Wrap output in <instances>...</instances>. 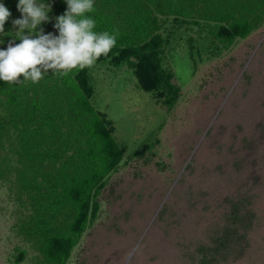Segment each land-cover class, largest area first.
Wrapping results in <instances>:
<instances>
[{
	"label": "rangeland",
	"instance_id": "rangeland-1",
	"mask_svg": "<svg viewBox=\"0 0 264 264\" xmlns=\"http://www.w3.org/2000/svg\"><path fill=\"white\" fill-rule=\"evenodd\" d=\"M133 1L138 18L150 10L165 22L161 66L179 96L166 110L136 88L127 63L89 67V104L111 122V138L124 146L126 160L107 177L97 218L66 264H194L195 250L220 235L232 205L244 220L236 228L241 239L220 264H264V18L245 39L222 46L205 20L209 0L197 10L192 0ZM61 84L69 89L71 82ZM47 91L1 105L0 264H35L37 255L18 233L30 206L17 186L46 181L65 192L61 127L76 96ZM142 144L153 155L127 160ZM89 149L97 157L96 146ZM45 191L51 197V189L42 192L48 201ZM39 195L32 193L43 202ZM16 250L25 252L19 263Z\"/></svg>",
	"mask_w": 264,
	"mask_h": 264
},
{
	"label": "trees",
	"instance_id": "trees-1",
	"mask_svg": "<svg viewBox=\"0 0 264 264\" xmlns=\"http://www.w3.org/2000/svg\"><path fill=\"white\" fill-rule=\"evenodd\" d=\"M18 2L19 0H0V3L11 12L4 25V32L0 33V49H6L10 42H20L18 40L20 33L12 23L13 20L21 18V13L16 7ZM38 2L50 4L52 11L48 14L49 22L42 23L36 30H32L33 35L42 28L44 34L52 33L58 36L59 33L54 28L55 18L66 11L65 0ZM129 3L130 5L128 0H94V11L85 14L96 21L94 31L118 32L116 45L107 55L100 56L94 65L107 63L109 66L118 67L127 63L131 68L136 88L148 93L155 102L170 110L178 99L179 90L172 83L171 72L161 66L163 45L167 41L166 34H162L165 27L161 30L165 22L159 21L156 16L152 17L153 12L150 10L148 17L138 18V12L134 9L137 4H134L133 0ZM192 3L197 10V5H205V0H192ZM209 5L211 14L205 19L209 25V34L222 46H230L236 40L245 39L264 18V0H209ZM143 7H140L141 13L147 10ZM148 21L151 25H148ZM173 21L175 24L185 23L182 19L179 23L176 18ZM188 23L196 25L198 21ZM27 31L25 30V35L28 34ZM90 77L89 67H86L73 69L67 74L62 72L53 74L49 70L37 83L26 81L9 85L0 80V111L3 99H14L19 94L21 96L18 97L27 99L33 97L35 93L39 96H48L49 88L54 94L68 93L76 96L75 107L69 110L70 117H66L65 124L61 127L67 134L62 168L65 192L57 193L56 185L48 186L46 181L38 187L17 186L19 193L21 191L26 193L30 206V214L18 227V233L36 252L35 264L67 263L81 235L97 218L99 211L97 196L105 186L107 177L126 160L123 159L124 146L117 145L111 138L113 131L111 122L89 104L93 95ZM20 79L23 81V77ZM66 79L71 82L70 88L59 87L58 84L62 86L61 82L65 83ZM34 87L43 90H35ZM65 105L66 103L62 106ZM2 123L0 116V131ZM85 125H88L87 130L82 127ZM72 127L76 128L73 134ZM86 135L92 139L90 143L84 140ZM91 143L98 149L97 157L91 154L89 149ZM150 151L149 144H142L127 160L140 159L146 153L152 156L153 153ZM45 188L51 189L52 193L51 197H48L45 191L48 201L42 196ZM34 191L40 193L38 199L42 197L43 202L33 198ZM58 200H62L63 205ZM238 216L237 208L232 205L220 235L209 245H201L195 250L192 258L194 264H220L226 261V257L241 239L236 235V228L241 227L244 220ZM16 251L14 262L19 263L23 261L25 252Z\"/></svg>",
	"mask_w": 264,
	"mask_h": 264
},
{
	"label": "clouds",
	"instance_id": "clouds-1",
	"mask_svg": "<svg viewBox=\"0 0 264 264\" xmlns=\"http://www.w3.org/2000/svg\"><path fill=\"white\" fill-rule=\"evenodd\" d=\"M65 3L66 11L55 18L54 28L59 35L44 34L42 28L33 35L32 30L49 22L52 6L38 0H19L16 7L21 18L12 23L20 33V42H10L6 49H0V80L9 85L37 83L49 70L53 74H67L76 68L91 67L116 45L118 32L94 31L96 21L85 15L94 11V0H65ZM10 16L9 9L0 3V33Z\"/></svg>",
	"mask_w": 264,
	"mask_h": 264
}]
</instances>
